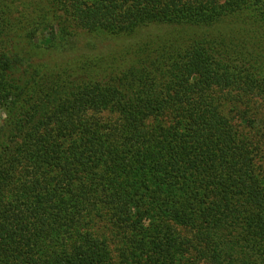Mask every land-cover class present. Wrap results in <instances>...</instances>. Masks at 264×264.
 I'll return each instance as SVG.
<instances>
[{"label": "trees", "instance_id": "obj_1", "mask_svg": "<svg viewBox=\"0 0 264 264\" xmlns=\"http://www.w3.org/2000/svg\"><path fill=\"white\" fill-rule=\"evenodd\" d=\"M0 264H264V0H0Z\"/></svg>", "mask_w": 264, "mask_h": 264}]
</instances>
